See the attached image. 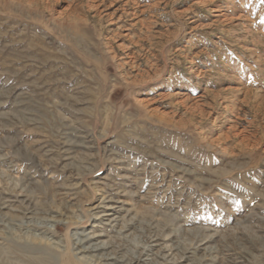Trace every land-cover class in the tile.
<instances>
[{
	"label": "rangeland",
	"instance_id": "1",
	"mask_svg": "<svg viewBox=\"0 0 264 264\" xmlns=\"http://www.w3.org/2000/svg\"><path fill=\"white\" fill-rule=\"evenodd\" d=\"M82 235L264 264V0H0V264Z\"/></svg>",
	"mask_w": 264,
	"mask_h": 264
},
{
	"label": "bare ground",
	"instance_id": "2",
	"mask_svg": "<svg viewBox=\"0 0 264 264\" xmlns=\"http://www.w3.org/2000/svg\"><path fill=\"white\" fill-rule=\"evenodd\" d=\"M87 147V146H86ZM68 149V148H67ZM105 210H113L114 208L110 207H102ZM111 214L105 213L103 216H110ZM82 239H77L75 242V253L76 260L80 262V264H115L119 261L117 257L115 256H109L107 254L101 255L100 257L95 254L97 251L103 250L107 248V244H104L103 242L100 244L98 243H92L91 240L94 239V237H88L85 235H82ZM81 257H77L80 256ZM121 262V261H120Z\"/></svg>",
	"mask_w": 264,
	"mask_h": 264
}]
</instances>
